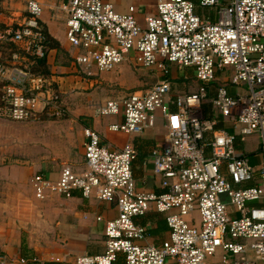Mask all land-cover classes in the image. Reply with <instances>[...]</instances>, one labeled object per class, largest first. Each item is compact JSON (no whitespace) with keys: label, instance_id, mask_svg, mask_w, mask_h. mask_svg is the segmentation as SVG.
I'll return each instance as SVG.
<instances>
[{"label":"built area","instance_id":"1","mask_svg":"<svg viewBox=\"0 0 264 264\" xmlns=\"http://www.w3.org/2000/svg\"><path fill=\"white\" fill-rule=\"evenodd\" d=\"M134 1L156 5L143 26L134 6L119 13L111 0H70L62 7L65 36L76 51L74 65L87 76L91 67L110 72L122 64L162 75L170 65L193 71L200 83L193 93L172 99V83L162 80L96 107L101 117L120 116L109 130L129 136L153 129L164 105L175 108L163 144L150 153L162 192L137 188L132 144L112 150L87 127L86 169L63 166L56 180L35 175V195L44 200L79 191L115 204L118 215L104 227V254L78 256L75 264H113L119 255L125 264H264V0ZM42 13L29 0L24 17L0 27V119L27 122L50 109L64 113L57 82L37 71L49 53ZM218 74L224 83L211 96ZM229 85L238 89L233 96ZM221 119L230 121L233 133L216 130ZM237 134L259 136V164L238 151ZM150 210L165 216L169 242L163 247L141 244L147 229L134 219ZM0 264L14 261L0 253Z\"/></svg>","mask_w":264,"mask_h":264},{"label":"crops","instance_id":"2","mask_svg":"<svg viewBox=\"0 0 264 264\" xmlns=\"http://www.w3.org/2000/svg\"><path fill=\"white\" fill-rule=\"evenodd\" d=\"M29 0H0V27L6 26L13 21H18L25 15L26 4ZM42 9L41 23L43 29L55 45L61 49H51L49 58L45 62L49 77L57 82L59 90L66 94L71 105V116L73 121L79 120L82 131V148L84 141V130L87 127L95 129L101 136L103 142L112 150H119L126 144L133 145L136 156L132 163L133 176L139 190L159 194L160 177L153 172L150 153L155 147L163 144L167 134V116L175 112V108L166 104L156 114V124L153 129L145 131L139 136H129L123 133H115L109 130L110 125L121 121L120 116L100 117L96 113V107L108 100L124 99L130 92L148 89L162 80L172 83V99L180 93L195 92L200 83L195 79L193 71L189 68L178 69L173 65L169 66V73L162 75L155 69L135 71L129 64H122L110 72H98L91 67V75L87 76L80 67L74 65L72 60L76 51L72 49L66 40V18L63 5L70 0H35ZM119 13H125L129 7H136V18L143 26L145 17L156 13V5L152 1L137 2L134 0H111ZM148 74V75H147ZM146 77H142V76ZM191 80L192 83L186 81ZM226 80V79H225ZM224 83L222 75H217V81L211 87V96L214 95V88ZM107 89L125 90L127 94L107 92ZM230 95H235L238 89L228 86ZM203 112L206 118L212 117V109L209 104L203 105ZM216 130L233 133L234 130L230 121L221 119L216 125ZM257 139L259 141L258 135ZM242 137L236 135V146L239 152H246ZM79 164L70 165L73 170L83 172L85 167L84 150ZM256 163L261 161L254 157ZM66 166V165H65ZM37 172L56 180L62 169L50 172V166ZM37 207H30L23 210L25 222L24 231L36 233L38 238H32L30 234L25 245L4 246L1 254H5L14 264H22L19 259H24V264H75L78 256L102 255L105 252L104 227L107 221L113 220L118 215L115 204L99 201L94 195L84 198L79 191H72L65 195H48L44 200L35 197L31 198ZM134 222L146 227L147 237L141 244H150L163 247L169 242V232L165 216L153 210L148 211L144 216L137 217ZM36 260V262L34 261ZM113 264H125L124 257L119 255Z\"/></svg>","mask_w":264,"mask_h":264},{"label":"rangeland","instance_id":"3","mask_svg":"<svg viewBox=\"0 0 264 264\" xmlns=\"http://www.w3.org/2000/svg\"><path fill=\"white\" fill-rule=\"evenodd\" d=\"M186 82L192 83L191 80ZM111 91L127 94L125 90L107 89L108 94ZM61 95L63 115L56 116L55 110L50 109L34 121L0 119V252L4 246L25 245L30 234L38 238V231L34 234L24 231V223L30 221L23 219L24 209L37 207L31 200L35 195L32 180L36 173L46 166L55 173V169L59 171L67 164H79L82 158L79 120L73 121L69 99L63 92ZM242 141L251 165H256L254 157L259 159L261 155L260 138L258 141L257 136L252 135Z\"/></svg>","mask_w":264,"mask_h":264},{"label":"trees","instance_id":"4","mask_svg":"<svg viewBox=\"0 0 264 264\" xmlns=\"http://www.w3.org/2000/svg\"><path fill=\"white\" fill-rule=\"evenodd\" d=\"M47 39H48V48H49V51L51 49H55V48L61 49L60 47H58V45H55L53 43V41L50 39V37H48V35H47ZM40 69H42V70H40ZM37 71L39 73H43V74H45L47 76L49 75L48 70H47V65H46V63L44 61H40L39 62V65L37 67Z\"/></svg>","mask_w":264,"mask_h":264}]
</instances>
